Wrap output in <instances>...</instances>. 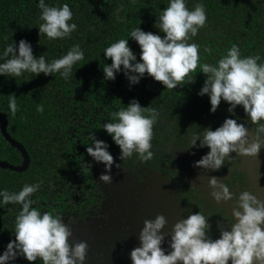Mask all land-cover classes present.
Segmentation results:
<instances>
[{"label":"trees","instance_id":"obj_1","mask_svg":"<svg viewBox=\"0 0 264 264\" xmlns=\"http://www.w3.org/2000/svg\"><path fill=\"white\" fill-rule=\"evenodd\" d=\"M0 113V264H58L104 163L264 142V0H0Z\"/></svg>","mask_w":264,"mask_h":264},{"label":"flooded vegetation","instance_id":"obj_2","mask_svg":"<svg viewBox=\"0 0 264 264\" xmlns=\"http://www.w3.org/2000/svg\"><path fill=\"white\" fill-rule=\"evenodd\" d=\"M200 144L143 172L99 167L58 264H264V142L237 125L225 147Z\"/></svg>","mask_w":264,"mask_h":264},{"label":"water","instance_id":"obj_3","mask_svg":"<svg viewBox=\"0 0 264 264\" xmlns=\"http://www.w3.org/2000/svg\"><path fill=\"white\" fill-rule=\"evenodd\" d=\"M0 127H1V131H2V133L4 135V137L6 138V140L8 142H10L14 147L19 149L24 155V163H23V165H21V166H13V165L5 162V161H0V167L8 168V169H11V170L16 171V172H24L25 170H27V168L29 167V164H30L29 156H28L26 150L23 148V146L19 142L15 141L9 135V133L7 131L8 121H7V119H6V117H5V115L3 113H0ZM250 135L251 134H249V136L246 135L247 139H249V137H251ZM251 139H252V137H251ZM1 221H2V219H1V216H0V227H1Z\"/></svg>","mask_w":264,"mask_h":264}]
</instances>
